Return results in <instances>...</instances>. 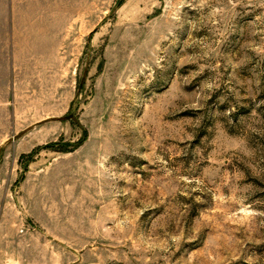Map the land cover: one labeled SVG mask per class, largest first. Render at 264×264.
Masks as SVG:
<instances>
[{"label": "rangeland", "instance_id": "rangeland-1", "mask_svg": "<svg viewBox=\"0 0 264 264\" xmlns=\"http://www.w3.org/2000/svg\"><path fill=\"white\" fill-rule=\"evenodd\" d=\"M87 6L0 25V264H264V0Z\"/></svg>", "mask_w": 264, "mask_h": 264}, {"label": "crops", "instance_id": "crops-1", "mask_svg": "<svg viewBox=\"0 0 264 264\" xmlns=\"http://www.w3.org/2000/svg\"><path fill=\"white\" fill-rule=\"evenodd\" d=\"M37 0H22L24 4H30ZM40 1V0H38ZM59 2L66 3H78L82 1L81 4L85 3V6L81 7H67L66 9H61L62 7H50L51 0H41V2L45 3L44 7H35V8H21L20 10L17 8L18 0H5V3L0 1V20L3 23H0L2 26H17V25H25V26H77L80 23L76 22L78 18L87 19V13L83 15V11L87 12L88 10L92 11V8H88L87 3L92 2V0H58ZM55 2V0H52ZM61 6V5H60ZM65 13V15L63 14ZM80 12V14H79ZM85 16V17H84ZM63 20H67V22H62ZM70 20H74L75 22H71ZM17 21H22V23H18ZM5 235V234H4Z\"/></svg>", "mask_w": 264, "mask_h": 264}]
</instances>
